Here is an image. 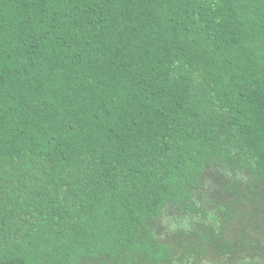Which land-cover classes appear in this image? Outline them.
<instances>
[{"label":"trees","instance_id":"obj_1","mask_svg":"<svg viewBox=\"0 0 264 264\" xmlns=\"http://www.w3.org/2000/svg\"><path fill=\"white\" fill-rule=\"evenodd\" d=\"M264 0H0V264H264Z\"/></svg>","mask_w":264,"mask_h":264},{"label":"rangeland","instance_id":"obj_2","mask_svg":"<svg viewBox=\"0 0 264 264\" xmlns=\"http://www.w3.org/2000/svg\"><path fill=\"white\" fill-rule=\"evenodd\" d=\"M249 229H250V238L252 239V237H255V238H259V239H256L257 241L258 240H260V241H262V244L264 245V235H261V234H259V233H257V232H255L252 228H250L249 227Z\"/></svg>","mask_w":264,"mask_h":264}]
</instances>
